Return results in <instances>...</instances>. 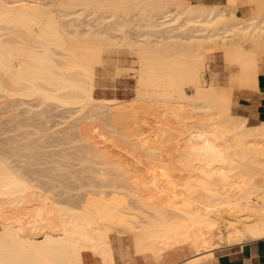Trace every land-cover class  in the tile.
Wrapping results in <instances>:
<instances>
[{
    "label": "bare ground",
    "instance_id": "1",
    "mask_svg": "<svg viewBox=\"0 0 264 264\" xmlns=\"http://www.w3.org/2000/svg\"><path fill=\"white\" fill-rule=\"evenodd\" d=\"M39 1L0 0V99L78 107V120L91 114L98 122L105 114V134L83 136L84 141L120 144L115 149L133 156L134 165L129 167L111 148L101 155L88 153L85 159L102 161L103 167L91 170L97 182L87 185L80 198L60 203L47 195L52 189L44 190L38 179L0 159V264H83L84 252L115 264L113 235L128 237L136 254H150L157 262L165 253L190 249L197 255L179 264L201 259L209 264L216 246L264 239V121L249 125L232 108L233 85L259 90L264 17H258L264 14V0H228L230 12L188 0H48L51 9ZM250 5L251 16L236 15L235 9ZM77 7L101 20L112 17V27L105 36L82 32L81 24L64 23L54 13L77 14L78 21ZM134 9L141 10L153 35L178 34L152 40L150 32L129 40L124 26ZM212 44L223 50L227 66L238 67L229 89H222L213 73L205 80ZM121 46L138 63L135 101L143 115L162 109L156 126L147 116L149 122L141 121L152 125L150 134L126 126L131 117H145L135 119L138 109L95 97L97 67H105L106 55L119 53L113 49ZM35 133L42 134L40 140L47 136L38 129Z\"/></svg>",
    "mask_w": 264,
    "mask_h": 264
},
{
    "label": "rangeland",
    "instance_id": "2",
    "mask_svg": "<svg viewBox=\"0 0 264 264\" xmlns=\"http://www.w3.org/2000/svg\"><path fill=\"white\" fill-rule=\"evenodd\" d=\"M124 1L125 3H128L130 0L127 1L123 0V2ZM188 1L193 4H206V5L217 4L222 8H224L225 5L231 6V3H229L228 0H188ZM39 3L45 5L42 6L40 4L43 7V9H49V8L51 9L50 7L51 5L49 4L50 2L48 0L47 1L40 0ZM47 3L49 4L48 8H47L48 6ZM228 6L227 8L225 6V8L228 10L233 9V7L228 8ZM80 8L82 7H77L75 9V12L78 9L77 12L80 15L78 21L76 20L77 14L76 15L74 14L75 16L73 17V14L69 16L67 13H66L67 15L61 12L58 13L57 11L54 13L55 15H58L56 17L60 18L59 19L60 21L63 20L62 22L64 23L66 22L67 24H69V22L72 20L73 23L75 24L77 23L81 24L79 25L81 26V29L79 27V30L80 31L82 30V32L84 31L94 32L95 30V33L98 34L101 33V36L103 33V36H105L106 34L104 31L110 28L108 27V25L109 26L111 25V27L113 25L112 17L107 18L105 20H101L99 17L96 18L97 15H99L97 13L95 15L94 13L91 14L85 13L87 15L86 16L80 10ZM238 8L235 9L236 10L235 13L240 17H249L254 13V10L252 9V5L246 8L244 7L243 8L238 7ZM141 13H142L141 10L134 9V15L132 16V18L130 17L131 18L129 21L130 24L127 22L129 25L126 23V25L124 26L125 28L123 27L126 32V37L129 40L134 39V41H136L139 39L137 38L139 36H140L139 40H141L142 38L148 36V34L151 32V30L146 27L147 22L140 17ZM263 17L264 14L258 17V21H260ZM122 18L121 20L125 21V19ZM121 20H119L118 23H121L122 22ZM85 23H89V24L86 25ZM98 24L99 26H97ZM89 25L90 26L92 25V27H88ZM96 29H98L99 31H97ZM112 33L115 34L116 32L115 33L112 32ZM116 34L118 35V33ZM150 34H151V39L155 40L156 38L162 39L163 36L176 35L178 34V32H173L171 34H165V35L161 33L153 35L152 32ZM182 35L185 36L186 34H182ZM189 35L191 34H188V36ZM119 39L121 40V38ZM212 47L213 48H211L209 52V56H210L209 58H211L212 61L210 60L209 62V69L205 73V80L208 83L211 79V73H213L214 75L217 76L216 77V79L218 80L217 84L222 86L221 87L222 89L229 86L227 87L229 89L231 87L229 85L230 84L229 80L231 79L232 76H234L237 73L238 67L235 65L227 66L226 62L223 59V53H222L223 50L218 45L217 47H215V45L212 44ZM245 47L248 48V45L245 44ZM215 48L216 49L218 48V50H216ZM115 50H118L119 53L116 54L114 53L112 54V56L106 55L105 67L103 66L97 67L96 82H95L96 83L95 97L100 102H104V100L109 99V100H114L115 102H120L124 105H127L128 107L132 105V107H129L130 109L132 108L131 111L132 110L134 111L135 110L134 108L138 109L137 111L135 110L136 114L134 115L135 117L137 115V117L136 118L134 116L133 117L136 120L137 118L140 119L145 116L143 114H145L146 112H143L139 102L137 100L135 101L136 73H137L138 63L136 62L135 56L130 54V50L127 47L121 46L119 48L113 49V51ZM184 87L188 94H192L193 88L191 86L186 85ZM227 88L226 90H228ZM232 90H233L235 102L237 100V96L239 95V93L242 94L256 93L251 91L248 92L247 90H243L235 85H233ZM33 99L34 98L21 99L17 97V98L9 99V101L11 100L10 102L8 101V99L6 100L4 98L0 99V159L8 160L9 162L12 163V165L16 166V168L19 167V169H22V171L24 172L26 171L25 173H28L29 178L31 177V179H36V182L38 179V185L41 184L39 186L46 187V188L44 187V190L52 189L51 192L53 194L51 196L47 193L49 197H54L60 203L62 202L69 203L72 202L74 199H76L79 196V194L81 195L78 198L83 196L85 194V190L87 189L86 186L92 183V181L93 183L97 182L96 181L97 179H94L95 177H92L94 175H92L93 173H91V170L93 171L95 169H99L103 167L102 165H100L102 161L101 158L99 157L93 158V156L90 159L89 158L85 159L86 157L89 156L87 155L88 153H94V154L98 153L99 155H101L104 152H106L108 148H111L114 154L116 153L115 155H118L119 157L121 155L120 157L121 160L124 163H128L129 167L134 165L133 156L126 153L125 150L123 151L121 150V152L120 150H118L121 147H123L120 144L111 145L110 143H108V145L103 144L102 146H98L96 144L88 142L87 140L84 141L85 138L87 137H91L92 139L95 138L100 139L102 135L105 134L106 132L105 130H108L107 115H106L107 118L104 116L105 114L103 115L105 117L103 120H102L103 116L102 117L98 116L100 117L101 121L97 119L98 122H96L95 120L93 122V120L89 118V115L91 114L87 113L86 111L84 116L89 114L87 116L88 118L85 117L86 119L83 118L78 120L76 114L78 112L77 111L78 107L65 108V107H60L59 105L53 103H48L49 104L48 106L47 104L40 105L41 102H38V99H34V100ZM139 108L142 111H140ZM232 108L234 114L247 117L249 125L252 126L259 125L262 124V122L264 121V110L261 120H256V119H252L253 117L251 114L244 113L243 111H241L242 109H239L240 107L235 105L234 102L232 104ZM157 109H159L161 113ZM9 110L12 111V113H9L10 112ZM157 111L160 113L159 115ZM150 112L147 113L150 116L148 115L146 116L148 117V119H150L149 120L150 123L154 126L157 123V122L155 123L156 118L157 117L159 118L160 116L159 119H161L162 109L157 107L156 109H154V111L150 110ZM139 113L142 114L140 115ZM155 113L157 114V116L155 115L156 117L154 116ZM138 115L140 117H138ZM151 115L154 116L155 118H152ZM12 116L14 118H12ZM146 116L142 118V120L141 119L139 120L140 124L137 123L138 125L136 124V122L139 121H135L131 117L132 119L129 118L128 121L126 120V124L129 125L126 126L133 133H134V128L142 129L143 127V129L145 128L147 130L146 131L144 129V132L146 134L147 132H149L148 134H150L152 133V130H150L152 128L151 127L152 125L146 126L144 123H143L144 125H141L143 119L144 122L146 121L145 120V118L147 119ZM148 119L146 122H149ZM21 121H23V123ZM23 124L25 125L24 127L22 126ZM21 126L23 128H21ZM37 129L40 130V133L42 131L46 132L47 134L46 133L43 134H46L47 136L44 139L41 138L40 140V136L42 134L38 136V134L35 133ZM83 136H85V138H83ZM34 141H36V144ZM116 141L120 143L122 142L120 138H116ZM115 147L118 149L116 150ZM7 157L9 158L6 159ZM84 159L89 162H85ZM168 159L166 160L167 161L174 160L172 158H170L169 160ZM23 211L22 212L25 213L26 210ZM113 237H118V236L113 235ZM123 238L125 239L126 237H122L121 239ZM126 241L127 243L132 244L131 240L128 239V237L126 238ZM216 247L217 248L214 251V255L216 252L219 253L220 251L224 250L227 246L223 245L222 247L221 246H216ZM196 253L197 252L190 249L186 251H180L178 253L175 252V254H179L180 256L186 258L194 257L197 255ZM205 260L206 259H201L200 261H198L197 264H204Z\"/></svg>",
    "mask_w": 264,
    "mask_h": 264
},
{
    "label": "crops",
    "instance_id": "3",
    "mask_svg": "<svg viewBox=\"0 0 264 264\" xmlns=\"http://www.w3.org/2000/svg\"><path fill=\"white\" fill-rule=\"evenodd\" d=\"M258 92L252 94L239 93L235 105L244 113L252 115V119L261 120L264 110V69L258 76ZM127 243L126 238L111 240L115 264H179L186 257L179 254L163 255L158 262L150 255L136 254L134 244ZM83 264H103L98 257L86 252L82 255ZM209 264H264V239L227 246L216 252Z\"/></svg>",
    "mask_w": 264,
    "mask_h": 264
}]
</instances>
